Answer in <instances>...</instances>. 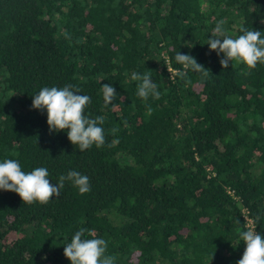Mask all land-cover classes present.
I'll return each instance as SVG.
<instances>
[{
    "label": "trees",
    "instance_id": "obj_1",
    "mask_svg": "<svg viewBox=\"0 0 264 264\" xmlns=\"http://www.w3.org/2000/svg\"><path fill=\"white\" fill-rule=\"evenodd\" d=\"M221 21L232 38L264 37V0H0V162L45 167L52 184L75 170L91 187L65 181L47 204L0 189V264H71L80 228L115 264H236L239 233L264 235V64L224 69L207 44ZM177 52L207 76L175 75ZM134 72L151 74L158 100L137 96ZM103 84L117 92L108 105ZM66 85L106 118L102 147L81 152L31 107Z\"/></svg>",
    "mask_w": 264,
    "mask_h": 264
},
{
    "label": "clouds",
    "instance_id": "obj_2",
    "mask_svg": "<svg viewBox=\"0 0 264 264\" xmlns=\"http://www.w3.org/2000/svg\"><path fill=\"white\" fill-rule=\"evenodd\" d=\"M222 24L223 21L216 25L208 37L207 44L218 56L223 53L220 64L224 69L233 61L237 64L244 63L249 69L256 68L258 62L264 64V37L261 31L241 27L240 32L243 34L232 38L225 35ZM175 60L183 65V71L175 75L184 77L188 70L205 76L208 74L209 70L199 64L192 55L177 52ZM131 78L140 81L137 96L145 101L150 96L157 100L160 98L161 92L151 79L150 73L134 72ZM102 90L104 102L108 105L116 98L117 92L111 84H103ZM79 93L80 89L73 85L59 88L43 87L34 95L31 107L41 112L46 110L49 132L67 130L70 142L83 152L90 149L93 144L97 148L105 144V133L101 125L106 118L104 116L91 118L87 115L86 109L91 103V98ZM49 175L45 167H36L26 173L22 171L18 160L5 159L0 162V189L17 193L22 201L28 204L33 202L47 204L50 199L60 195L65 181L72 182L81 195L91 191L89 177L75 170H70L67 175H61L56 184L50 183ZM255 219L259 221L261 216L257 215ZM86 233L92 238H86ZM239 237L246 247L236 264H264V235L249 227L248 230L241 231ZM106 250L107 242L104 239L93 236L89 229L80 228L72 236L70 243L65 245L64 255L71 264H115V258L106 255Z\"/></svg>",
    "mask_w": 264,
    "mask_h": 264
},
{
    "label": "built area",
    "instance_id": "obj_3",
    "mask_svg": "<svg viewBox=\"0 0 264 264\" xmlns=\"http://www.w3.org/2000/svg\"><path fill=\"white\" fill-rule=\"evenodd\" d=\"M246 224L247 226H252L251 219L246 216Z\"/></svg>",
    "mask_w": 264,
    "mask_h": 264
}]
</instances>
